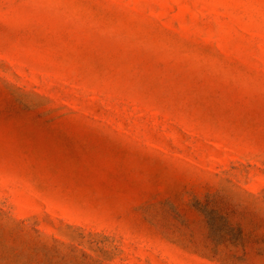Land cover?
<instances>
[{
  "label": "rangeland",
  "instance_id": "rangeland-1",
  "mask_svg": "<svg viewBox=\"0 0 264 264\" xmlns=\"http://www.w3.org/2000/svg\"><path fill=\"white\" fill-rule=\"evenodd\" d=\"M0 264H264V0H0Z\"/></svg>",
  "mask_w": 264,
  "mask_h": 264
}]
</instances>
